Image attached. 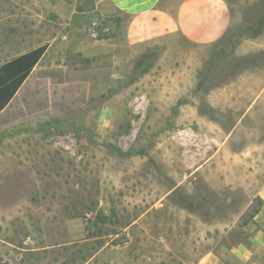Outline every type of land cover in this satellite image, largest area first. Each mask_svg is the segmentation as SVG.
<instances>
[{"label":"rangeland","instance_id":"rangeland-1","mask_svg":"<svg viewBox=\"0 0 264 264\" xmlns=\"http://www.w3.org/2000/svg\"><path fill=\"white\" fill-rule=\"evenodd\" d=\"M229 1L220 43L133 49L109 0H0V65L49 44L0 113V264L244 263L230 250L264 238L245 213L264 206V0Z\"/></svg>","mask_w":264,"mask_h":264},{"label":"crops","instance_id":"crops-1","mask_svg":"<svg viewBox=\"0 0 264 264\" xmlns=\"http://www.w3.org/2000/svg\"><path fill=\"white\" fill-rule=\"evenodd\" d=\"M109 1L118 10L130 15L131 19L126 28V40L133 49L136 45L154 41L178 44V37L198 48L214 46L230 33L229 30L234 23L229 0ZM241 47L243 49L248 47V50L261 49L250 42L242 44ZM258 97H264V89ZM258 195L264 201V191H260ZM259 212L256 219H259L264 228V206ZM252 239L254 248L236 245L230 251L236 259L244 262L243 264H263L258 259L250 260H253L254 256L256 258V255L259 256L260 251L264 250V238L262 235H257ZM199 264L231 263L211 251L201 257Z\"/></svg>","mask_w":264,"mask_h":264},{"label":"trees","instance_id":"trees-1","mask_svg":"<svg viewBox=\"0 0 264 264\" xmlns=\"http://www.w3.org/2000/svg\"><path fill=\"white\" fill-rule=\"evenodd\" d=\"M48 47L49 44L44 43L0 65V113L16 96L17 92L45 55ZM259 200L262 202L261 198ZM259 211L260 206L253 203L245 213L252 212V217H254Z\"/></svg>","mask_w":264,"mask_h":264}]
</instances>
